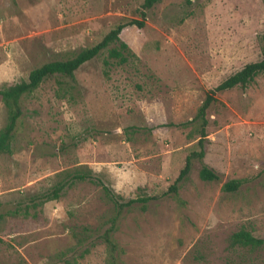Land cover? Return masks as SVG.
<instances>
[{
  "label": "rangeland",
  "instance_id": "374dc122",
  "mask_svg": "<svg viewBox=\"0 0 264 264\" xmlns=\"http://www.w3.org/2000/svg\"><path fill=\"white\" fill-rule=\"evenodd\" d=\"M143 1L0 0V87L72 58L117 24L143 23L119 34L123 64L104 67L103 51L73 82L49 77L20 97L11 153L0 154V264H106L94 237L113 211L100 188L76 182L54 201L42 195L77 169L123 200L159 194L197 138L191 124L159 125L191 119L205 95L260 58L261 0H159L142 10ZM212 96L202 162L220 180H199L193 161L182 204L167 197L125 211L112 235L123 264H264V248L228 246L241 228L264 238V72ZM231 179L245 183L222 193Z\"/></svg>",
  "mask_w": 264,
  "mask_h": 264
},
{
  "label": "trees",
  "instance_id": "16d2710c",
  "mask_svg": "<svg viewBox=\"0 0 264 264\" xmlns=\"http://www.w3.org/2000/svg\"><path fill=\"white\" fill-rule=\"evenodd\" d=\"M159 0H144L141 4L142 10L150 9L153 5L157 4ZM264 8V0H261ZM140 16L143 18L144 13L141 12ZM143 25L141 21H127L115 25L110 29L102 38L93 46L84 48L76 53L72 58L63 61H52L31 70L26 80L20 81L12 85H3L0 87V101L6 110V123L0 129V154H10V139L14 130L15 122L21 115L19 108V99L21 96L33 92L39 84L46 78L59 77L66 78L73 82V73L84 63L92 60L100 55L103 51L107 52L106 59L103 60V66L107 67L110 63L108 60L113 59L117 65L123 64L126 59L122 52L126 51V45L120 41L119 34L123 28L127 26H135L141 28ZM259 43L261 45V55L257 61L250 62L242 66L238 71L229 75L222 82H220L211 93L205 95L201 104L197 107L194 116L180 123L159 125L161 127H174L178 129L185 128L187 125H193V132L197 135L194 149L191 150L184 158L183 165L179 169L173 181L157 195L135 197L128 200H123L119 195L115 194L111 189L102 183V181L93 175L90 170H74L72 173L63 172L62 178L58 180L50 191L42 195V202L54 201L59 198L61 192L67 187L75 184L76 182H88L92 185L98 186L106 199L111 204L112 215L102 222L105 228L94 237V242H99L104 245L106 253V264H123L119 257L122 250L117 245L113 238V233L116 230L117 223L122 214L132 208H137L140 211H145L148 203L156 202L164 198H172L178 203L182 204L178 199L177 191L183 180L186 179L192 162L198 163L197 176L202 182H218L220 176L206 166L202 162L204 156L205 142H206V111L214 102L212 96L213 92L229 90L234 87H239L244 90L253 79L264 72V32L259 36ZM117 44V47L110 45ZM105 74V72H104ZM58 84H60L58 82ZM60 90V85L59 88ZM66 93V90L64 91ZM56 97L61 98V95L56 92ZM151 132V130H150ZM245 183L244 179H231L224 181L220 186V191L224 194H231L238 191V189ZM23 214H26L24 211ZM80 242V241H79ZM82 242V241H81ZM80 244V243H79ZM228 246L230 248L240 247L257 249L264 248V238L253 236L249 231L239 229L233 232L228 237ZM88 249H84L82 254L86 253Z\"/></svg>",
  "mask_w": 264,
  "mask_h": 264
}]
</instances>
